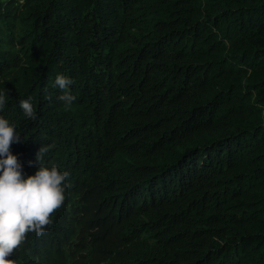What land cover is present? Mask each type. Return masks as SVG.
Here are the masks:
<instances>
[{
  "label": "trees",
  "instance_id": "1",
  "mask_svg": "<svg viewBox=\"0 0 264 264\" xmlns=\"http://www.w3.org/2000/svg\"><path fill=\"white\" fill-rule=\"evenodd\" d=\"M17 5L0 0L10 151L31 176L54 144L42 162L69 175L44 234L6 259L264 264V0Z\"/></svg>",
  "mask_w": 264,
  "mask_h": 264
},
{
  "label": "clouds",
  "instance_id": "2",
  "mask_svg": "<svg viewBox=\"0 0 264 264\" xmlns=\"http://www.w3.org/2000/svg\"><path fill=\"white\" fill-rule=\"evenodd\" d=\"M73 81L58 75L55 85L63 91L58 97L65 110L72 105L76 97L69 86ZM5 106V97L0 95V110ZM23 114L35 121L36 114L29 100L20 101ZM20 136L15 125L0 117V264H12L6 259L22 244L28 233L43 235L51 223L50 216L59 209L65 199V180L69 173H61L53 165L51 168L42 162L43 156L54 144L42 146L37 154L39 168L34 175L25 176L22 166L10 147L19 143Z\"/></svg>",
  "mask_w": 264,
  "mask_h": 264
},
{
  "label": "rangeland",
  "instance_id": "3",
  "mask_svg": "<svg viewBox=\"0 0 264 264\" xmlns=\"http://www.w3.org/2000/svg\"><path fill=\"white\" fill-rule=\"evenodd\" d=\"M22 1H23V0H15L16 7H17L16 10H18V8H20V6H18L17 3H20V2H22ZM19 10H20V12H21V9H19Z\"/></svg>",
  "mask_w": 264,
  "mask_h": 264
}]
</instances>
